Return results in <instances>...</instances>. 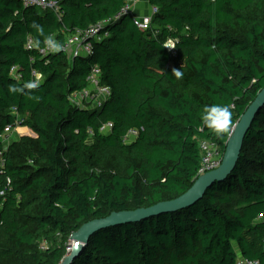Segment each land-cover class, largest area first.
<instances>
[{
  "label": "trees",
  "instance_id": "1",
  "mask_svg": "<svg viewBox=\"0 0 264 264\" xmlns=\"http://www.w3.org/2000/svg\"><path fill=\"white\" fill-rule=\"evenodd\" d=\"M149 3L158 11L142 31L132 14L116 17L125 0H61L58 12L0 0V264H59L84 223L185 193L198 178L200 140L224 154L264 87V0ZM103 22L88 55L41 52ZM96 66L112 95L80 109L69 96ZM213 104L230 109L221 135L200 118ZM16 122L37 137L5 145ZM239 255L264 264V106L227 179L190 207L98 231L72 264H236Z\"/></svg>",
  "mask_w": 264,
  "mask_h": 264
},
{
  "label": "built area",
  "instance_id": "2",
  "mask_svg": "<svg viewBox=\"0 0 264 264\" xmlns=\"http://www.w3.org/2000/svg\"><path fill=\"white\" fill-rule=\"evenodd\" d=\"M22 1L25 7H38L43 10H55L56 12L60 11L61 0H20ZM139 0H125V5L121 12L116 17H121L127 14L132 13V6L135 5ZM151 13L147 16H137L133 15L134 24L141 29L142 31H149L152 28V16L155 12L158 11L156 6L151 7ZM105 24L95 25L89 27L85 31H78L77 33L70 35L64 44L57 45L55 41H50L47 43V46L41 50L42 53L47 52H56L61 51L66 54L71 53V58L78 56L88 55L92 51L91 39L100 40V28ZM108 36V34H105ZM174 43V40H173ZM166 45V44H165ZM167 46V45H166ZM175 44H173L172 49H174ZM16 69V68H15ZM14 69V70H15ZM37 79H41L42 76L39 73H34ZM14 77L20 79L21 75H18L17 72H14ZM88 85L79 91L72 92L69 96L72 104L80 109H98L109 100L112 95L111 87L102 83L101 78V69L96 66L93 68L91 73L87 77ZM22 125L20 122H16L14 126L7 127L3 139L9 136V132L15 129L17 126ZM113 126L112 123H108L101 129L102 131H107ZM92 134V131H90ZM138 136L137 130H130L125 136L124 140L126 143L133 142ZM200 148L202 151V161L201 166L198 170V177L218 168L223 160L224 154L221 152L220 147L212 141L203 140L200 143ZM3 153L0 151V173L4 168V160L2 158ZM3 195V193H2ZM47 243L44 242L42 248H46ZM236 264H261L257 259H248L243 256H238Z\"/></svg>",
  "mask_w": 264,
  "mask_h": 264
},
{
  "label": "water",
  "instance_id": "3",
  "mask_svg": "<svg viewBox=\"0 0 264 264\" xmlns=\"http://www.w3.org/2000/svg\"><path fill=\"white\" fill-rule=\"evenodd\" d=\"M263 106L264 87L232 128L226 143L222 163L218 168L199 176L185 193L175 199L161 201L155 205L135 210L114 211L104 218H97L84 223L71 235L70 248H68L66 255L59 264H72L87 245L90 237L98 231L111 226L139 222L161 213L173 212L194 205L205 195L207 189L213 183L223 181L233 173L238 164L245 137L256 114Z\"/></svg>",
  "mask_w": 264,
  "mask_h": 264
},
{
  "label": "clouds",
  "instance_id": "4",
  "mask_svg": "<svg viewBox=\"0 0 264 264\" xmlns=\"http://www.w3.org/2000/svg\"><path fill=\"white\" fill-rule=\"evenodd\" d=\"M173 74L179 78L182 76V71L179 69H173ZM216 112L222 113V124H217L215 121V116L213 115ZM229 113L230 109L227 105H219V104H213V105H205L201 111L200 118L201 121L213 132H215L217 135H221L225 129V125L229 121Z\"/></svg>",
  "mask_w": 264,
  "mask_h": 264
},
{
  "label": "crops",
  "instance_id": "5",
  "mask_svg": "<svg viewBox=\"0 0 264 264\" xmlns=\"http://www.w3.org/2000/svg\"><path fill=\"white\" fill-rule=\"evenodd\" d=\"M151 7L152 5L149 3V0H139V2L132 6L131 14L137 16H147L151 13ZM68 56L71 58V53H69ZM22 136L37 137V134L29 126L21 125L9 132V136L4 139L2 138V140L5 145H8L11 142L20 139Z\"/></svg>",
  "mask_w": 264,
  "mask_h": 264
},
{
  "label": "rangeland",
  "instance_id": "6",
  "mask_svg": "<svg viewBox=\"0 0 264 264\" xmlns=\"http://www.w3.org/2000/svg\"><path fill=\"white\" fill-rule=\"evenodd\" d=\"M173 44H175V42L173 43V39H169V40H167L166 41V45L170 48V49H172V47H173ZM19 126H21V125H19ZM18 127V126H17ZM203 140H200V143L202 142ZM52 242H50L49 241V245H53L54 243H55V241L57 242V241H60L62 238H61V236H58V237H52ZM72 243V241L69 239V246H68V248H70V244Z\"/></svg>",
  "mask_w": 264,
  "mask_h": 264
}]
</instances>
